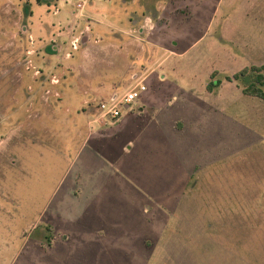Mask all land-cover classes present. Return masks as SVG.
I'll use <instances>...</instances> for the list:
<instances>
[{
  "label": "rangeland",
  "instance_id": "obj_1",
  "mask_svg": "<svg viewBox=\"0 0 264 264\" xmlns=\"http://www.w3.org/2000/svg\"><path fill=\"white\" fill-rule=\"evenodd\" d=\"M76 1L0 0V264H64L39 242L82 212L72 194H88L89 210L111 223L93 216L90 237L109 228L124 236L100 235L88 250L69 253L70 264H264V100L225 78L264 65V0H207L195 18L170 0H87L73 15ZM159 62L155 72L166 79L151 75L136 99L158 103L153 121L174 112L170 83L199 91L211 78L220 81L213 92L227 82L223 110L235 119L233 146L179 187L185 157L162 123L154 135L126 123L110 141H95L101 159L82 143V109L94 113L109 90ZM85 159L89 183L76 187L71 180Z\"/></svg>",
  "mask_w": 264,
  "mask_h": 264
},
{
  "label": "crops",
  "instance_id": "obj_2",
  "mask_svg": "<svg viewBox=\"0 0 264 264\" xmlns=\"http://www.w3.org/2000/svg\"><path fill=\"white\" fill-rule=\"evenodd\" d=\"M187 1L189 7L186 4H182L183 2ZM203 0H170L168 4H174L177 3V8L179 10L183 11H189L194 13V18L197 17V14L205 13V7L207 0H204L205 2H202ZM77 2V1H76ZM75 2V3H76ZM75 3L72 5L71 12L73 15H76L78 10L75 7ZM163 6H165L166 2L161 3ZM85 5V4H84ZM160 5V4H158ZM203 6V8H202ZM158 7V6H157ZM156 7V8H157ZM154 11V10H153ZM171 11V10H170ZM197 15V16H196ZM186 19V18H185ZM182 19V20H185ZM180 21V18H179ZM178 22V21H177ZM189 27V26H188ZM192 27V25H190ZM30 61V60H29ZM148 68V67H147ZM162 68L161 63L159 62L154 68H151L149 72H145V77L143 78V83L146 85V89L143 92L147 91L148 84H146V80L150 78L151 75L156 74L157 80L159 81V76L161 81H164L167 77L166 71L163 69L160 70L159 73H156L155 70ZM146 71V70H144ZM142 71V72H144ZM141 72V73H142ZM136 76L143 77L142 74H134ZM144 75V73H143ZM161 75H164L162 78ZM56 80V79H54ZM145 80V81H144ZM134 83V82H133ZM132 83V84H133ZM227 83V82H225ZM222 81V84L219 85L218 88L215 89L213 92L212 90H208L206 86H204L201 90H197L193 87H184L178 86L174 83L169 84V88L171 90V95L166 99L167 105L169 104L170 109H173L171 111H174L173 113H166L163 114L161 117H156L157 121H153L150 116H156L157 113H159L158 110V103L154 107L152 104L149 105V100L144 96L143 102L147 103V106L137 104V100H135L130 107L128 108L127 112L122 114L117 120L115 121H105L98 119L97 111L95 110L94 113L90 112L87 113L85 111V108H83V114L85 113V131L86 135L85 138L82 140V143H87L89 145V150L93 151L92 156L94 158L98 157L101 159V152L98 153L96 151L97 146L100 148L101 145H95V141H101V139L104 140H111L112 137H114L118 131L120 130V127H122L124 124L129 123L133 125L134 129L142 134H150L154 135L155 129L154 127L159 123H162L165 125L166 128V134L168 135L171 145L173 147H176L180 153L182 152L184 154L183 161L180 162L181 169V176L183 174V177H179L180 179L178 181V187L182 185L181 182L185 180L186 174L193 173L197 170H202V168L209 166L213 163H216L217 158L220 155H223L225 151L224 148L232 147L234 144V139L237 134H234V122L235 119L233 116H231V113H225L223 110L224 107V98L222 89L224 84ZM127 87H124V89ZM239 89L238 87H236ZM123 90V89H121ZM113 91H120V90H109V93L106 97H108ZM239 91L242 92V89H239ZM175 92L179 93V99L177 94ZM213 92V93H212ZM240 92V93H241ZM243 93V92H242ZM244 94V93H243ZM181 96V100H180ZM222 96V97H221ZM227 96V95H226ZM105 97V98H106ZM180 102V106L177 105ZM137 105V108H135ZM222 105V106H221ZM96 106V105H95ZM96 109V108H95ZM153 109V110H152ZM169 109V110H170ZM161 111V110H160ZM149 113V118H145L143 116V113ZM128 114V115H126ZM162 118L163 121H159ZM110 126L106 128V126ZM87 126V127H86ZM94 140V143H91V141ZM130 145L127 144V148H122V151L126 154H129L132 149H129ZM221 149V150H220ZM223 150V151H222ZM95 152L97 154L95 155ZM233 152L232 150L230 151ZM182 156V155H181ZM82 165L78 168L79 171L76 172V175L71 176L74 186L77 187V183L79 182H87L89 183L90 175H87V173L90 172V169L87 165V160L81 161ZM80 173H85L84 175H81ZM80 177V178H76ZM79 179V180H77ZM181 183V184H179ZM85 186H83L84 188ZM91 189L88 186V192L91 193ZM180 192V191H179ZM83 196L87 195H79L72 194L70 196L71 204L81 203L84 205L82 207V212L77 216L69 221H67L66 226H69V229H73L72 233H69L70 235L67 237H62V234H64V229L66 226H64L61 230L56 231L57 233L47 232L46 235H50V243L47 242H39L42 247L54 249L55 253L57 254L58 261H64V264H70L69 260L71 262L70 255L71 252L80 251V249L77 248H86V246H90L89 243L92 245H95L99 240H102L99 236L105 234L109 235V231H111L114 236H118L119 238H122L124 234L121 232L118 234L117 229L109 228V231L105 233L103 231V234L101 232H98L97 234H94V237L89 236V231L92 230V223L94 222L95 215L100 216V218L103 220V224H108L110 221L108 220V216L105 214H101L100 211L95 212L93 210H89V207L91 204L88 200L83 199ZM83 199V203H82ZM148 211L149 209H142L140 210V213L144 216V222L146 221L147 224V218H148ZM92 213V214H91ZM92 215V216H91ZM91 216V217H90ZM89 218L90 222L87 221L86 218ZM70 223V224H69ZM111 224V223H110ZM143 224V220L142 223ZM108 230V229H105ZM100 233V234H99ZM133 233L138 234L139 229L135 230ZM56 235L60 238L56 239ZM78 236V238H76ZM83 236V237H79ZM115 239V238H113ZM118 240V238H116ZM115 242L114 244L117 245L118 242ZM115 245H113L115 247ZM91 248V247H90ZM83 249V250H84ZM112 249H118V248H110ZM85 251V250H84ZM70 253V254H69ZM60 264V263H59Z\"/></svg>",
  "mask_w": 264,
  "mask_h": 264
},
{
  "label": "built area",
  "instance_id": "obj_3",
  "mask_svg": "<svg viewBox=\"0 0 264 264\" xmlns=\"http://www.w3.org/2000/svg\"><path fill=\"white\" fill-rule=\"evenodd\" d=\"M87 0L77 1L75 7L81 10ZM31 41V35H29ZM76 40L71 41V48H76ZM52 48L56 49L55 44H51ZM70 52L66 53L69 56ZM134 83L127 88L120 91H113L107 98L99 100L96 103V111L98 119L105 121L117 120L130 105L139 97V95L146 89L143 83V77L132 75Z\"/></svg>",
  "mask_w": 264,
  "mask_h": 264
},
{
  "label": "trees",
  "instance_id": "obj_4",
  "mask_svg": "<svg viewBox=\"0 0 264 264\" xmlns=\"http://www.w3.org/2000/svg\"><path fill=\"white\" fill-rule=\"evenodd\" d=\"M260 68H264V65H261L259 67L253 66V65L248 66V67H243L239 71L232 74L231 77L226 76L225 78L228 80H231V78H232V79L237 80V81L238 80L243 81L244 85L242 87V92L244 94L256 96V97L264 100V90L259 86L260 84H263V82H264L262 73L258 72L261 70ZM252 70L253 71L257 70L258 73H256L255 75H252L250 73V71H252ZM212 76H213V73H211V77ZM218 83H220L219 80L213 81V79L211 78L208 81L206 88L208 90H211L213 87L218 85ZM45 228L49 229V226L46 225ZM45 239H46V242L49 244L50 243V235H48V234L45 235Z\"/></svg>",
  "mask_w": 264,
  "mask_h": 264
}]
</instances>
